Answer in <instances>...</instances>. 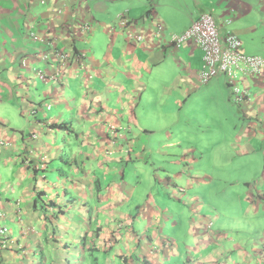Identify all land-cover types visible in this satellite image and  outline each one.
I'll list each match as a JSON object with an SVG mask.
<instances>
[{
    "label": "crops",
    "instance_id": "obj_1",
    "mask_svg": "<svg viewBox=\"0 0 264 264\" xmlns=\"http://www.w3.org/2000/svg\"><path fill=\"white\" fill-rule=\"evenodd\" d=\"M203 13L262 54L252 29L264 28V0H0V264H264V79L246 81L241 103L224 76L201 82L202 52L171 37ZM156 86L181 121L238 122L231 153L257 155L262 177L243 182L235 218L261 234L196 212L202 181H187L184 160L147 158ZM136 165L147 178L129 174Z\"/></svg>",
    "mask_w": 264,
    "mask_h": 264
},
{
    "label": "rangeland",
    "instance_id": "obj_2",
    "mask_svg": "<svg viewBox=\"0 0 264 264\" xmlns=\"http://www.w3.org/2000/svg\"><path fill=\"white\" fill-rule=\"evenodd\" d=\"M151 1L155 2L156 0ZM252 32L256 33L254 46L261 50L262 54L259 56H264V28L262 31L253 28ZM242 83L247 84L245 80H242ZM148 94L147 98L158 101V112L154 117L159 119L158 121L146 120L148 122L142 123L144 127L154 130L149 135L141 134L142 138L140 139L141 144H147V158L150 162L157 168L168 169L171 167L170 162L172 160H184L183 166L186 164L189 166L188 173H183L187 175V181L194 180V183L197 184L199 183L198 180L202 181L199 187L200 196L195 209L196 212L230 213V219H226L228 222L225 230L242 231L248 236L261 234V231H254L248 221L235 218L240 215L236 212L240 208L241 192L245 189L242 185L243 182H250L251 180L258 182L262 177L261 160L253 159L257 155L249 157L245 154H234L237 152L231 153L230 149L233 145H236L237 140L230 136V131L238 126V122L233 118L232 120L229 119L223 113L219 116L220 122L213 124L210 129L209 122L197 121V117L185 118L186 121H181V114L171 115L166 112L167 101L165 98L159 97L158 88ZM210 113L215 114L217 111L212 109ZM225 117L227 120L224 121ZM173 123L182 124V126L180 125L181 127L178 128ZM200 127L201 131L198 130ZM239 131L234 132L233 135H236ZM164 148H166L165 151H173V154L162 156L157 153L158 149L163 150ZM124 157L126 159L130 155L125 153ZM138 167L139 165H136L132 171H129V174L132 176L139 174L140 178H147L141 175L142 171H137ZM219 167L222 169L217 170ZM150 172L155 173L152 169H150ZM157 173L162 174V171L158 170ZM210 179L214 181L212 184L208 183ZM228 182H234L237 185L231 186ZM140 189L142 191L139 194L140 196L148 192L146 191L147 185L144 183L140 186ZM188 192L191 193L190 190ZM262 206H264L263 203L258 206L259 213L263 211ZM257 225L260 228L264 225V222H258ZM258 245L264 248V242H260Z\"/></svg>",
    "mask_w": 264,
    "mask_h": 264
},
{
    "label": "built area",
    "instance_id": "obj_3",
    "mask_svg": "<svg viewBox=\"0 0 264 264\" xmlns=\"http://www.w3.org/2000/svg\"><path fill=\"white\" fill-rule=\"evenodd\" d=\"M228 23L229 20L225 21V24ZM136 40L141 41V38L136 37ZM187 40L202 52L203 66L199 74L202 83L224 76L236 103L251 98L249 84L246 82L244 85L242 80L264 79V56L245 54L239 37L231 31L221 36L210 13H203L182 35L171 37V42L176 45ZM60 60L65 62L67 56L61 55ZM2 146L4 143L0 142V148ZM5 232L6 229H1V237Z\"/></svg>",
    "mask_w": 264,
    "mask_h": 264
},
{
    "label": "trees",
    "instance_id": "obj_4",
    "mask_svg": "<svg viewBox=\"0 0 264 264\" xmlns=\"http://www.w3.org/2000/svg\"><path fill=\"white\" fill-rule=\"evenodd\" d=\"M51 128H53V129H56V130H58V129H61V130H68L67 128H66V126L63 124H61V125H52L51 126ZM128 159V158H127ZM179 193V192H178ZM40 196H42V194H38V199H37V201H35V205H37V204H39V199L41 198ZM41 208H43V205L41 206ZM60 213V212H59ZM58 213H55V215H57ZM61 214V213H60ZM167 241H162L161 243L162 244H159V245H162L163 247H168V248H171V244L170 243H166ZM166 245V246H165ZM156 251V249L154 248V252ZM155 253H158L159 255L161 254L162 255V250L161 251H156ZM215 264L217 263V262H214ZM185 264H199V263H197L196 261H194V260H190V261H188L187 263H185ZM218 264H222V261H220ZM223 264H226V263H223ZM232 264V263H231Z\"/></svg>",
    "mask_w": 264,
    "mask_h": 264
}]
</instances>
